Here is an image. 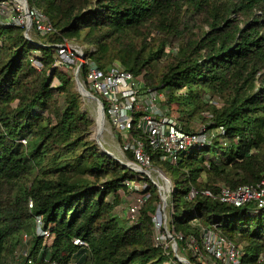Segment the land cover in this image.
<instances>
[{"label":"trees","instance_id":"obj_1","mask_svg":"<svg viewBox=\"0 0 264 264\" xmlns=\"http://www.w3.org/2000/svg\"><path fill=\"white\" fill-rule=\"evenodd\" d=\"M26 1L55 33L28 41L23 27L0 24V264L35 217L53 241L47 247L34 229L23 264H165L172 256L155 243V186L136 223L115 215L123 183L135 176L90 139L73 79L54 66L56 46L74 41L99 70L117 61L147 90L164 93L165 116L185 133L200 121L214 134L212 146L182 154L176 165L144 144L151 167L172 183L169 230L179 255L200 264L202 230L211 229L243 249L241 264H264V208L202 194L264 180V0ZM124 154L135 163L131 150Z\"/></svg>","mask_w":264,"mask_h":264},{"label":"built area","instance_id":"obj_2","mask_svg":"<svg viewBox=\"0 0 264 264\" xmlns=\"http://www.w3.org/2000/svg\"><path fill=\"white\" fill-rule=\"evenodd\" d=\"M0 24L28 28V32L32 31L39 37L55 33L48 18L37 8H30L28 4L26 6L23 0H0ZM88 51L91 53L94 52V49ZM85 54L86 49L78 45L67 46V43L58 45L56 46L54 66L63 69L72 68L73 75L77 76L83 87L89 93L91 91L90 94L98 100L96 110L103 113L104 124H108L116 131L118 139L131 143L130 150L134 154L135 163H123L132 172L150 179L151 184L156 187L159 203L152 217V223L155 226V243L162 245L164 249L170 248L168 245L158 243L160 237L156 233V229L160 231L162 225L170 224L171 203L169 201L173 187L171 181L163 174H160L159 177L164 182L163 187L160 186L159 180L155 181L151 178L150 173L147 172L151 167L150 157L144 151V144L153 151H157L162 162L176 165L182 154L189 153L194 148L212 146L214 134L207 131L204 126L197 132L185 133L174 118L159 112L157 106L163 96L158 91L147 90L142 81L135 79L120 64H114L106 71L99 70L90 58L85 57ZM33 65L37 70L40 69L37 62H33ZM83 66L85 74L81 79L79 74ZM54 84L57 82L54 81ZM131 134H135V136H131ZM23 143L25 142L23 141ZM223 146H226V143H223ZM125 149H129V147ZM142 180L145 181L144 177L135 176L134 179L123 183L124 189L132 195L126 214L127 220L131 223H136L139 220L141 209L149 197L145 193L148 185L141 183ZM195 194L192 191L189 199H192ZM202 194L212 200L236 208L250 206L255 211L264 208V180L257 185L240 186L236 189L224 187L217 195L208 191ZM31 206L29 203V208ZM34 224L36 235L42 237L44 245L50 247L53 237L47 231L42 230L41 219L35 217ZM162 234L161 241L164 239L173 241L172 256L167 254L169 260L165 264H184L179 259L183 257H179L174 249L176 241L173 235L170 231L166 235L164 232ZM26 241L27 236L24 235V243ZM74 244L83 245L79 240H75ZM202 249L203 253L214 259L217 264H241L243 249L230 243L211 229L202 230ZM23 256L26 258L27 253L24 252ZM30 263L31 261H28V264Z\"/></svg>","mask_w":264,"mask_h":264},{"label":"rangeland","instance_id":"obj_3","mask_svg":"<svg viewBox=\"0 0 264 264\" xmlns=\"http://www.w3.org/2000/svg\"><path fill=\"white\" fill-rule=\"evenodd\" d=\"M230 20H234L235 22H238L239 18L236 15H232V16H230ZM205 30H206V28H205ZM155 36H156V34H155ZM158 36L161 37V35H158ZM29 37L32 39H35L36 35L32 31H30ZM76 43H78V42H76V41H74L73 43L67 42V46L76 45ZM175 48L176 47H170L169 46L168 50L172 51L174 53ZM90 49H93V48H90ZM114 64H119V63L117 61H114L111 64V66ZM164 64H165L164 61H161L155 65L154 76L158 75L163 70ZM57 68H58V70H61L64 73H67L69 76L72 77V79L74 78L72 68H65V69H63L62 67H57ZM74 89H75V85H74ZM159 94L162 95L163 97L161 100H159L157 107L159 109V112L161 114L165 115L166 114V110H165L166 106H165V100H164V93L159 92ZM80 100L82 103V105H81L82 111L86 112L88 118L92 121V126H91L89 137H90V139H95V137H94L95 132H94L93 128L95 126V120L97 118L96 104L91 100L82 99V98H80ZM218 104H219V101H213V105L218 106ZM171 109H172V111H175L176 105H172ZM201 127H202V123H200V121H197L196 123L193 124L192 130H193V132H197ZM98 139L106 151L112 153L116 158L122 160V162H127L128 159L124 158V157H126L124 154V150L126 147H129V150H130L131 149V147H130L131 143H126L125 141H121V140L119 142L118 135L112 127H110L108 124L105 123L104 129H103L101 135L98 137ZM128 162H131V161L128 160ZM147 172L150 173L152 179H154L155 181L159 180V184L162 187L164 186V182L159 178L160 174H163L168 179V177L161 170H159L157 168L150 167ZM133 173H134V176H137L139 178L144 177L145 181L142 180L141 183L143 182V183H146L147 185L151 184L150 179L146 178L145 176H143L139 173H136V172H133ZM131 197H132V195L129 194V192H127L125 190L123 193L122 201H121L120 205L115 209V215L120 220H122L124 222H127V217H126L127 215L126 214L128 211V206L131 202L130 201ZM169 202L171 203V199ZM166 211H168L167 208H166ZM32 221H33V219H32ZM169 227H170V224L162 225L161 229H160L161 232L158 229H156V233H158L159 237H160V241L158 243H163L164 245H168L171 248V245H173L172 240H169V239L165 240L164 239L161 241L162 236H163L162 232H164L166 235L167 232L170 231ZM34 229H35V224L31 222L30 230L28 232H23V234L21 236V244L16 248L14 254H12V256L7 259L6 264H23V258H24L23 253L24 252L27 253V251L29 250L30 239H31L32 232L34 231ZM154 231H155V226H154ZM24 235L27 236V241L25 243H24ZM174 249L176 251V254L179 257H181L177 251L176 246L174 247ZM173 254H174V252H173ZM208 259H209L208 257H205L204 259L198 260V262L200 264H209Z\"/></svg>","mask_w":264,"mask_h":264},{"label":"water","instance_id":"obj_4","mask_svg":"<svg viewBox=\"0 0 264 264\" xmlns=\"http://www.w3.org/2000/svg\"><path fill=\"white\" fill-rule=\"evenodd\" d=\"M25 2V5L27 6V1L26 0H23ZM24 37L28 40V41H31L30 37H29V32H28V28L25 29L24 31ZM73 82H74V85H75V90L76 92L80 95V97L82 99H87V100H91L93 101L96 105L98 104V100L93 96L91 95L84 87L83 85L80 83L79 79L77 78V76H74L73 78ZM97 111V118L100 119V122H101V125L104 126V115L101 111ZM99 135L97 136V138L95 139H91L92 141H94V143L96 144L97 148L100 150V152L102 154H105L107 155L108 157L116 160L118 163L122 164L124 167H127L126 164H124L120 159L116 158L112 153L106 151L102 144L100 143L99 139H98ZM182 263L184 264H189V262L184 259V258H179Z\"/></svg>","mask_w":264,"mask_h":264},{"label":"bare ground","instance_id":"obj_5","mask_svg":"<svg viewBox=\"0 0 264 264\" xmlns=\"http://www.w3.org/2000/svg\"><path fill=\"white\" fill-rule=\"evenodd\" d=\"M103 129H104V126L101 125L100 119L99 118H96V120H95V126L93 128V130L95 132L94 137L96 138L98 135L100 136L101 133H102V131H103ZM124 158H126V157H124ZM127 162H128V160H127Z\"/></svg>","mask_w":264,"mask_h":264}]
</instances>
